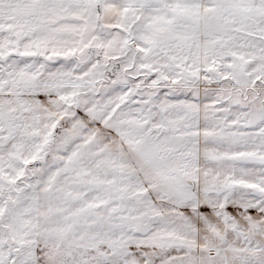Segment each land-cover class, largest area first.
Wrapping results in <instances>:
<instances>
[{"label": "snow or ice", "instance_id": "1", "mask_svg": "<svg viewBox=\"0 0 264 264\" xmlns=\"http://www.w3.org/2000/svg\"><path fill=\"white\" fill-rule=\"evenodd\" d=\"M0 264H264V0H0Z\"/></svg>", "mask_w": 264, "mask_h": 264}]
</instances>
